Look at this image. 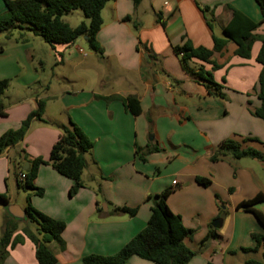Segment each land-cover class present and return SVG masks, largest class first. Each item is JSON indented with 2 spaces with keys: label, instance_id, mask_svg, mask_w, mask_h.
<instances>
[{
  "label": "crops",
  "instance_id": "1",
  "mask_svg": "<svg viewBox=\"0 0 264 264\" xmlns=\"http://www.w3.org/2000/svg\"><path fill=\"white\" fill-rule=\"evenodd\" d=\"M227 4L258 23L253 33L264 35L255 0H141L136 6L131 0H108L96 35L101 53L86 52L84 37L50 46L25 29L9 36L0 33V79L10 81L2 97L0 135L18 128L39 101L44 102L43 118L50 122L31 123L18 146L24 151L12 162L13 171L9 149L0 155V194L7 201H0V235L13 217L19 221L11 241L22 238L8 245L0 264H38L35 246L21 230L26 215H13H21L25 204H18L13 195L28 159H46L58 139L60 129L51 123L67 125L69 120L93 142L82 173L84 182L92 181L70 196L72 181L42 164L34 184L43 194L29 197L36 210L65 223L64 248L50 244L55 264H82L85 255L118 252L144 228L153 196L165 189H170L168 207L192 230L183 242L198 252L187 264L264 263V238L255 247L252 236L263 237L264 227L253 213L237 208L242 201L264 195V161L231 156L210 160L218 144L229 138L264 154V121L249 111L259 105L261 65L255 57L260 42H253L249 58L237 56L232 41L214 52L212 60L219 68L212 75L225 99L209 96L194 80L192 73L200 66L210 70V63L192 59L182 65L174 52L183 37L194 46L212 48L213 34L222 37V26L230 17ZM204 6L213 8L212 30L199 8ZM128 96L139 102L138 114L125 108ZM196 177L209 182L200 184ZM97 184L105 203L101 211L92 189ZM109 205L136 208V213L108 217ZM252 207L264 216V200ZM218 217L223 222L216 229L211 223ZM128 264L154 263L132 256Z\"/></svg>",
  "mask_w": 264,
  "mask_h": 264
},
{
  "label": "trees",
  "instance_id": "2",
  "mask_svg": "<svg viewBox=\"0 0 264 264\" xmlns=\"http://www.w3.org/2000/svg\"><path fill=\"white\" fill-rule=\"evenodd\" d=\"M4 11L0 12V33L6 36L12 34L14 30H28L34 35L40 36L50 46L58 44L69 45L80 37H84L90 50L101 53L102 49L96 39V35L102 25L101 11L108 0H1ZM136 6L141 0H131ZM257 3L261 20L264 22V0H255ZM204 15L206 24L210 30L213 29L214 14L213 8L207 6L199 7ZM230 11V17L222 26L223 37L213 34V47L194 46L189 39L182 38V44L174 47V52L179 56L180 62L197 59L202 62L210 63V70H205L202 66L192 75L194 80L202 84L209 96L225 99L226 95L222 92V85L213 79L212 71L219 68L213 60L214 52L220 51L228 41L236 44L234 53L242 58H249L251 47L254 41L260 42V47L255 57L261 65L258 74L256 96L259 100L257 107H250V113L264 121V35L253 33L258 23L252 21L242 12L236 10L231 5H225ZM80 9L86 21H80L76 26H70L63 20V16L72 10ZM124 20H129L126 17ZM185 67V66H184ZM9 86V79H0V116L5 115V108L1 101V96ZM125 108L132 114L140 111L139 102L133 96H128L123 100ZM44 102L39 101L37 108L30 111L20 122L18 128L8 129L0 135V155L8 148L16 146L21 142L31 123L38 120L50 123L43 118ZM60 129L58 139L53 143L49 155L46 159L42 157L29 158V166L21 170L24 173L23 180L17 181L18 186L24 190H30L33 194L41 196L43 190L34 184L37 170L40 165H50L56 172L70 179L72 185L68 194H75L78 189L84 186L82 173L87 167L85 154L93 146V142L83 132V130L68 121L67 125L51 123ZM247 140L251 138H246ZM245 139V140H246ZM225 156L234 159L253 158L264 161V154L252 147H244L234 139L221 141L210 156L211 161H217ZM25 158H27L24 155ZM141 159L144 157L141 155ZM200 184H208V180L201 177L195 179ZM170 189H165L161 193L153 196L150 207L149 218L146 225L137 234L125 243L118 252L112 255L88 254L82 258V264H128V259L137 256L148 260L154 264H187L194 255L183 242L185 237L192 235V230L183 226L180 216L174 214L166 203ZM29 196L26 198L24 212L26 221L33 222L36 227L34 230L28 226L22 227L23 234L31 240L35 246V258L38 264H55L56 257L50 244L56 243L60 249L64 248L61 239V232L64 230L65 223L62 220L51 218L30 204ZM264 200L263 194L242 201L237 208H243L253 213L258 222L264 227V216L252 206ZM0 201L7 203L5 195L0 194ZM101 211V209H99ZM136 208L114 207L109 215L127 214L133 216ZM10 217L3 225L0 235V263L7 255L8 245L13 246L16 242L11 241L14 231L18 228V222ZM256 241L255 247L260 243L264 236L252 234ZM244 264H264L253 260H247Z\"/></svg>",
  "mask_w": 264,
  "mask_h": 264
},
{
  "label": "rangeland",
  "instance_id": "3",
  "mask_svg": "<svg viewBox=\"0 0 264 264\" xmlns=\"http://www.w3.org/2000/svg\"><path fill=\"white\" fill-rule=\"evenodd\" d=\"M0 12H3V11H0ZM147 14H148V16H150V15H152L151 13H150V11H149V9L147 10ZM65 21H67V22H69V24L72 26V27H74V26H76L80 21H86L87 22V19L84 17V15H83V12L80 10V9H75V10H72L71 12H69L68 14H66V15H64L63 17H62ZM218 27V26H217ZM215 30L216 31H218V28L216 29L215 28ZM136 35H138V34H136ZM223 37V36H222ZM81 45H82V47L84 48V50L86 51V52H89L90 51V49H89V47H88V45L85 43V42H81ZM38 67V69L40 70V67L39 66H37ZM46 72H48V73H46V74H50L49 73V71L48 70H46ZM9 84H10V81H9ZM15 87V86H14ZM8 88V87H7ZM6 88V89H7ZM14 91H16V88L14 89ZM5 92H6V90L4 91V93L2 94V96H1V101H2V97H3V95L5 94ZM23 141V140H22ZM22 141L21 142H19L16 146H13V147H11V148H8L9 149V152L7 151V153L8 154H6L7 155V158H8V165H9V167H10V169L13 171V168H12V162L14 161V160H16L18 157H17V153H19V154H22V151H24V150H22V149H20L18 146L22 143ZM7 149V150H8ZM5 152V151H4ZM139 158V157H138ZM141 158V157H140ZM139 158V159H140ZM21 160H22V155H21V158H20ZM141 160V159H140ZM86 169V168H85ZM10 170V171H11ZM82 178V177H81ZM19 179V178H18ZM83 181V180H82ZM92 180H87V181H83V184H84V186L83 187H87V185H86V183L87 182H91ZM94 184V183H93ZM82 188V187H81ZM92 189L95 191V193H96V196H97V200H99V207H100V209L101 210H104L105 209V206H104V202H103V200H102V197H101V193H100V187L98 186V184L95 186V187H92ZM31 194H33L30 190H24L22 187H20V186H17V188L15 189V191H14V199H16L17 200V202H18V204H25L26 205V198H27V196H29V195H31ZM106 205H107V203H106ZM109 208L111 209L110 211H112L113 210V207L111 206V205H109ZM123 215V214H122ZM111 216H115V215H109L108 217H111ZM120 216V215H119ZM108 219V218H107ZM109 219H111V218H109ZM24 225L25 226H28L30 229H32V230H34V228L36 227V225L33 223V222H29V221H27V222H25L24 223ZM197 252L198 251H194V255L195 254H197Z\"/></svg>",
  "mask_w": 264,
  "mask_h": 264
},
{
  "label": "water",
  "instance_id": "4",
  "mask_svg": "<svg viewBox=\"0 0 264 264\" xmlns=\"http://www.w3.org/2000/svg\"><path fill=\"white\" fill-rule=\"evenodd\" d=\"M84 39H85V38H84ZM24 169H26V168H24ZM13 215H14L15 217H23V216H25V212L22 211V214H21V215H19V214H14V213H13ZM222 222H223V218H222V217H218V218H216V219H214V220L212 221L211 225L213 226V228L219 229V228L221 227V225H222Z\"/></svg>",
  "mask_w": 264,
  "mask_h": 264
},
{
  "label": "built area",
  "instance_id": "5",
  "mask_svg": "<svg viewBox=\"0 0 264 264\" xmlns=\"http://www.w3.org/2000/svg\"><path fill=\"white\" fill-rule=\"evenodd\" d=\"M164 4H166V2H164ZM79 51H81L82 52V49H79ZM18 178H19V180H23V178H24V173L23 172H20L19 174H18ZM174 183H175V181H174Z\"/></svg>",
  "mask_w": 264,
  "mask_h": 264
}]
</instances>
